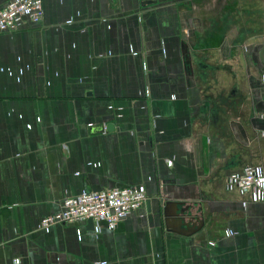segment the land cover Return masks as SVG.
Instances as JSON below:
<instances>
[{
	"label": "crops",
	"instance_id": "crops-1",
	"mask_svg": "<svg viewBox=\"0 0 264 264\" xmlns=\"http://www.w3.org/2000/svg\"><path fill=\"white\" fill-rule=\"evenodd\" d=\"M43 4L0 33V264H264V201L225 182L264 167L263 37L228 0ZM140 184L115 228L40 225Z\"/></svg>",
	"mask_w": 264,
	"mask_h": 264
},
{
	"label": "built area",
	"instance_id": "built-area-1",
	"mask_svg": "<svg viewBox=\"0 0 264 264\" xmlns=\"http://www.w3.org/2000/svg\"><path fill=\"white\" fill-rule=\"evenodd\" d=\"M43 5V0H10L0 8V33L18 29L23 18L40 22L44 16ZM167 161L171 163V160ZM225 182L228 189L236 188L240 194H248L250 201H264L262 164H248L242 171L232 172ZM147 197L146 188L141 184L86 190L62 200L61 208L43 216L40 225L49 229L56 223L92 219L97 232L102 225L115 228L123 218L138 210Z\"/></svg>",
	"mask_w": 264,
	"mask_h": 264
},
{
	"label": "rangeland",
	"instance_id": "rangeland-1",
	"mask_svg": "<svg viewBox=\"0 0 264 264\" xmlns=\"http://www.w3.org/2000/svg\"><path fill=\"white\" fill-rule=\"evenodd\" d=\"M216 4L218 9L220 4ZM227 5L230 8L227 21L239 25L240 37L260 36L264 39V0H228ZM261 49L264 53V47ZM241 68L239 74L242 75Z\"/></svg>",
	"mask_w": 264,
	"mask_h": 264
},
{
	"label": "water",
	"instance_id": "water-1",
	"mask_svg": "<svg viewBox=\"0 0 264 264\" xmlns=\"http://www.w3.org/2000/svg\"><path fill=\"white\" fill-rule=\"evenodd\" d=\"M110 127H113V126H107V128H110ZM103 129H104V125H97L92 128L93 131H101ZM87 221L94 223L92 219H88Z\"/></svg>",
	"mask_w": 264,
	"mask_h": 264
}]
</instances>
